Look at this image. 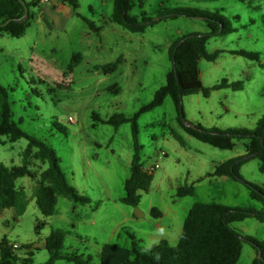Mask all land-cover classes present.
Masks as SVG:
<instances>
[{
  "label": "rangeland",
  "instance_id": "374dc122",
  "mask_svg": "<svg viewBox=\"0 0 264 264\" xmlns=\"http://www.w3.org/2000/svg\"><path fill=\"white\" fill-rule=\"evenodd\" d=\"M113 1L78 0L76 11L67 4L62 7L56 0L39 3L29 9L30 27L24 37L0 35V85L9 88L12 120L26 134L53 149L67 182L90 200L89 205L73 208L71 201L59 197L55 214L45 218L34 203L35 180H17L27 204L16 219L21 202L12 209H2L0 205V241L5 238L15 245L20 261L26 258L22 247L31 245L33 264L45 263L48 253L44 240L52 229L70 233L65 252L71 240L75 252L90 256L92 264H100V247L112 244L130 248L128 234L143 251L161 241L176 246L186 215L196 203L264 211V203L250 199L242 183L209 177L219 164L244 156L245 141L236 140L232 150H219L188 136L181 126L253 130L264 116V0H144L142 7L133 2L131 16L145 13L156 18L164 10L192 8L225 19L231 32L207 40L208 54L221 53L213 62H198L200 81L205 88L223 80L243 83L240 91L226 88L212 90L208 98L201 93L184 97L181 123L169 97L138 117L141 162L144 167H158L136 208L119 202L124 196V182L130 176V123L113 127L96 118H131L165 84L172 67L168 56L172 43L188 34H206L208 27L203 20L179 16L160 20L142 33H131L111 22ZM45 7L60 15V24L68 20L64 31L46 25L52 13L45 15ZM83 19L100 31H91ZM239 50L258 53V61L229 54ZM76 53L82 55V61L69 73L66 66ZM117 61V70L110 75L96 68ZM114 87L118 93L113 92ZM68 117L73 122H68ZM174 134L182 139L183 146ZM26 145V139L12 143L2 138L0 163L9 168L20 166ZM43 168L32 161L31 171L39 173ZM258 168L259 161L251 159L241 166L239 174L244 181L264 188V174ZM185 184L193 185L194 194L177 198V188ZM153 208L161 213L160 219L151 217ZM133 216L136 219L128 218ZM89 218H96L97 224L84 225ZM120 222L119 235L112 234L111 229ZM37 224L41 225L39 235L35 233ZM232 228L242 236L264 242V223L254 218L233 223ZM79 235L83 243L78 242ZM256 257V250L243 241L238 264H252Z\"/></svg>",
  "mask_w": 264,
  "mask_h": 264
},
{
  "label": "trees",
  "instance_id": "16d2710c",
  "mask_svg": "<svg viewBox=\"0 0 264 264\" xmlns=\"http://www.w3.org/2000/svg\"><path fill=\"white\" fill-rule=\"evenodd\" d=\"M23 0H0V34L12 38H21L30 27V7L37 6L40 1L32 0L25 2L27 13L25 14ZM67 4L74 11L78 9V0H56ZM142 7L144 0H114L110 17L111 22L122 26L131 33H142L146 27L152 26L160 20L184 16L191 19H200L208 27L206 34H188L172 43L168 56L172 64L171 70L166 74V82L158 88L152 100L142 106L131 118L123 115H113L107 120H99L102 124L118 127L130 123L132 134V157L130 162V176L124 182V196L120 204L136 208L139 205L141 193L148 192L153 174L146 172L141 162V146L138 144V129L136 121L141 114L152 111L159 107L166 97L174 104L179 121L183 120L181 108L182 99L186 96L201 93L204 98L210 96L212 90L231 88L233 91L243 90V83H227L221 81L212 88H205L200 81L198 62L204 59L213 62L221 51L208 54L206 42L211 37L225 35L231 30L227 28V21L219 15L210 14L207 11L192 8L168 9L157 14L156 18L147 17L145 13L140 17L131 16L129 10L133 2ZM245 2L246 0H238ZM76 16H79L76 14ZM82 18V17H81ZM89 29L99 32L92 22L83 19ZM229 54L240 56L251 61H258V53L244 50L229 51ZM82 55L73 54L70 58L66 71L71 73L82 61ZM120 61L112 62L100 68L103 75H110L117 70ZM114 87L113 92L118 93ZM95 119V118H94ZM185 133L195 140L207 144L219 150H232L236 140H243L245 155L224 161L215 167L209 177H227L242 183L249 191L250 199L264 203V188L244 181L240 174V168L251 159L259 161V172L264 174V116L256 123L253 130L247 129H205L199 124L181 123ZM8 138L10 142L26 139L27 145L21 154V165L6 167L0 163V205L2 209L16 208L21 202L22 207L16 212V219L20 216L27 204L24 191L16 185V181L22 178L35 180L33 199L40 214L51 217L55 214L58 198H66L77 205L90 204L89 198L82 195L66 180L59 166V159L53 149L36 137L26 134L19 124L12 120L9 102V88L0 85V140ZM174 137L184 145L182 139L174 134ZM32 161L44 166L41 172L31 171ZM194 194L193 185L185 184L177 188L176 197L185 198ZM151 217L159 218L161 213L153 208ZM247 218L264 223V211L253 209L230 208L216 203H196L188 211L184 220L182 231L176 246L170 247L167 242L161 241L143 251L135 243V238L128 234L131 240L130 248H122L112 244H105L100 248V264H238L242 251L243 241L252 246L257 257L252 264H264V242L252 237L242 236L237 233L232 224L241 222ZM40 224L35 226V233L39 235ZM70 233L60 229L50 230L44 240V248L48 253V259L43 264H56L58 261H67L70 264H92L87 257L64 251L66 236ZM79 238V236H78ZM26 252V258L16 256L17 247L10 244L5 238L0 241V264H33L31 245L22 247Z\"/></svg>",
  "mask_w": 264,
  "mask_h": 264
},
{
  "label": "crops",
  "instance_id": "0c3cea01",
  "mask_svg": "<svg viewBox=\"0 0 264 264\" xmlns=\"http://www.w3.org/2000/svg\"><path fill=\"white\" fill-rule=\"evenodd\" d=\"M60 5L62 6V7H65V4H62V3H60ZM56 7V6H55ZM55 7L53 8V9H55ZM43 12H44V14L46 15V13H48V12H50V13H52V17H49L50 19V24H46V25H48L49 26V28H51V29H60V30H62V31H64L65 30V28H66V25H67V22H68V20L66 19L65 21H64V23L63 24H60L61 23V21H60V15H56V11L55 10H52V9H50V8H48V7H45V9L43 10ZM55 26L57 27V28H55ZM27 32V31H26ZM26 34V33H25ZM0 35H2V34H0ZM3 36V35H2ZM25 36V35H24ZM23 36V37H24ZM215 178H225V177H215ZM227 178V177H226ZM73 211H74V209H72ZM129 219H136V217L135 216H133V217H128ZM161 218V216L159 217V218H153L154 220H158V219H160ZM85 219V218H84ZM83 219V220H84ZM88 222L89 223H87V224H84V225H91V226H93V225H95V224H97V222H98V220L96 219V218H94V219H92V218H89L88 219ZM120 224H121V222L120 223H118V224H116L112 229H111V233L112 234H117V236L119 235L118 234V231H117V228L118 227H120ZM157 227H159V225L157 226ZM160 228H161V226H160ZM80 238H82V236H80L79 235V238H78V242H80V243H83L82 241V239H80ZM85 239V238H84ZM89 240H86V242H88ZM89 242H91V241H89ZM68 243L70 244V246L68 247V253H77V254H80V255H82V256H84L83 254H81V253H79V252H75L76 250V248H74V247H72V244H74V242L73 241H71V240H68ZM101 248V247H100ZM86 250V249H85ZM95 250V249H94ZM99 252H100V249H99ZM85 258H87V257H89L90 258V256H84ZM98 257H99V253H98ZM91 259V258H90ZM99 260H100V258H99ZM56 264H57V262H56Z\"/></svg>",
  "mask_w": 264,
  "mask_h": 264
},
{
  "label": "built area",
  "instance_id": "2783aa9c",
  "mask_svg": "<svg viewBox=\"0 0 264 264\" xmlns=\"http://www.w3.org/2000/svg\"><path fill=\"white\" fill-rule=\"evenodd\" d=\"M40 1V3H42V4H46V3H49V0H39ZM68 122H73V118L72 117H68ZM157 167H158V165L156 164V165H154V166H147V167H144V170L146 171V172H149V173H154L155 172V170L157 169Z\"/></svg>",
  "mask_w": 264,
  "mask_h": 264
},
{
  "label": "water",
  "instance_id": "95a60500",
  "mask_svg": "<svg viewBox=\"0 0 264 264\" xmlns=\"http://www.w3.org/2000/svg\"><path fill=\"white\" fill-rule=\"evenodd\" d=\"M21 3H22V5L24 6V10H25V14H26L28 10H27V8L25 7V2L22 1Z\"/></svg>",
  "mask_w": 264,
  "mask_h": 264
}]
</instances>
